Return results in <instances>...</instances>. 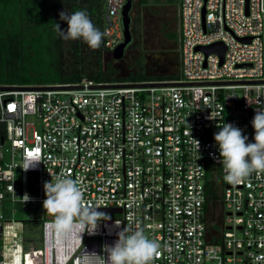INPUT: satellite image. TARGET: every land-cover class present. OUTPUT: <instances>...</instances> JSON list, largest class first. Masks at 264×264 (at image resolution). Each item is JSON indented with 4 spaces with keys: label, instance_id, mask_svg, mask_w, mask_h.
<instances>
[{
    "label": "built area",
    "instance_id": "2783aa9c",
    "mask_svg": "<svg viewBox=\"0 0 264 264\" xmlns=\"http://www.w3.org/2000/svg\"><path fill=\"white\" fill-rule=\"evenodd\" d=\"M126 1L106 0V53L124 40ZM175 1L177 78L0 92V264H100L85 250L100 254L115 241V222L160 244L152 264H264V173L226 182L214 141L226 123L254 142L251 121L264 111V0H249L248 13L246 0ZM218 43L223 61L197 51ZM29 118L40 129L31 131ZM29 158L40 163L25 172ZM58 176L78 179L85 202L121 213L81 241L43 209V184ZM13 206L35 222L43 209L42 248H24Z\"/></svg>",
    "mask_w": 264,
    "mask_h": 264
},
{
    "label": "trees",
    "instance_id": "16d2710c",
    "mask_svg": "<svg viewBox=\"0 0 264 264\" xmlns=\"http://www.w3.org/2000/svg\"><path fill=\"white\" fill-rule=\"evenodd\" d=\"M87 12L102 33L106 0H0V86L69 85L149 81L143 73L119 76L105 64V38L93 50L82 40H64L55 28L59 13ZM153 80V79H152Z\"/></svg>",
    "mask_w": 264,
    "mask_h": 264
},
{
    "label": "clouds",
    "instance_id": "9594fccd",
    "mask_svg": "<svg viewBox=\"0 0 264 264\" xmlns=\"http://www.w3.org/2000/svg\"><path fill=\"white\" fill-rule=\"evenodd\" d=\"M59 19L67 24V28L62 29L60 23H55L62 39L82 40L93 50L100 47L105 33L96 28L86 11L78 10L69 14L63 10L59 13ZM209 119H212V115ZM251 123L254 129V142L251 143L243 130L233 124L217 125L220 131L214 134V141L218 146L224 179L228 183H242L253 172L264 173V111L256 110ZM194 141L199 149V141ZM39 163L38 158L26 159L23 170H34ZM80 183L78 179L67 176H58L55 181L51 179L50 182H44L43 209L47 215L54 217V225H68L78 229L82 241L84 234L96 235L100 222H107L111 217L100 211L103 208L102 202H85ZM22 198L25 203L31 200L27 193ZM120 225L115 222V226L120 229L116 232L115 241L105 243L100 254L85 250V256L98 258L100 264H152L160 256V244L146 236L143 230L120 228ZM259 259L264 257H257Z\"/></svg>",
    "mask_w": 264,
    "mask_h": 264
},
{
    "label": "rangeland",
    "instance_id": "374dc122",
    "mask_svg": "<svg viewBox=\"0 0 264 264\" xmlns=\"http://www.w3.org/2000/svg\"><path fill=\"white\" fill-rule=\"evenodd\" d=\"M158 1V0H157ZM164 7L172 8V11L161 15V13L156 14V23L150 22L151 26H157L159 37H163L166 42L172 46L173 50H178L181 46V21L178 18L180 15V3L175 0H161ZM160 3V0H159ZM155 18V17H154ZM146 24V20H145ZM145 27V26H144ZM138 39V38H137ZM138 41V40H137ZM142 45L139 46V42L135 45L129 47L128 54L125 58L119 62H114L111 58H107L105 64L108 62L119 71V76L128 77L133 72H136L134 64L138 61V58H142ZM140 48V49H139ZM144 52V51H143ZM30 130L40 129L41 121L38 118H29ZM17 209V212L12 216L13 220L21 221L22 227L18 228L20 231V238L23 241V246L25 249L35 246L37 248H42L43 245V209L38 207L36 213L37 221H32L29 219L30 212L21 211L19 206H13L11 210Z\"/></svg>",
    "mask_w": 264,
    "mask_h": 264
},
{
    "label": "crops",
    "instance_id": "0c3cea01",
    "mask_svg": "<svg viewBox=\"0 0 264 264\" xmlns=\"http://www.w3.org/2000/svg\"><path fill=\"white\" fill-rule=\"evenodd\" d=\"M135 3H140L142 5V14L140 15L141 18V27L140 32L138 33V37H136V41H133V45L136 42H139V46L142 45V58H138V62L134 64V68L136 69V73H143L145 77L148 79H174L180 75V63L175 62L173 60V56H157L153 53L151 42L152 36L154 33L158 32L157 26H151L149 23L153 22L156 23L157 17L156 14L161 13L164 15L165 13L172 11V8H166L161 5L162 1L160 0H134ZM133 17V14H132ZM155 17V18H154ZM180 19V15L178 16ZM146 20V24H145ZM181 21V19H180ZM181 25V24H180ZM145 26V27H144ZM181 29V28H180ZM138 38V39H137ZM138 40V41H137ZM171 52H174L172 46L169 45ZM140 49V48H139ZM126 52V55L128 54ZM180 51V48H179ZM111 58L110 53H106L105 61L107 58ZM125 58V57H124ZM113 60V59H112ZM115 62V61H114ZM108 64H110L108 62ZM112 64V63H111ZM131 75V74H130Z\"/></svg>",
    "mask_w": 264,
    "mask_h": 264
},
{
    "label": "water",
    "instance_id": "95a60500",
    "mask_svg": "<svg viewBox=\"0 0 264 264\" xmlns=\"http://www.w3.org/2000/svg\"><path fill=\"white\" fill-rule=\"evenodd\" d=\"M206 1V0H205ZM246 10L248 13V4L249 0H246ZM134 6V0H127L126 4L122 10V25L124 30V40L122 43L117 45V47L110 53L112 59L115 62H119L124 59L126 56V52L129 49V47L133 44L134 41V20L132 18V11ZM203 14H205V9L203 10ZM242 41H245L242 39ZM250 42V39L247 40ZM197 51L204 52L207 56L210 54H218L220 55L222 61L224 60V56L226 53V48L222 43L214 44L209 47H199ZM169 85H175V84H169ZM131 85H97L92 88H121V87H127ZM66 89L72 88V87H65ZM77 88H83V87H77ZM42 88H30V87H7V86H0V92L6 91V90H39ZM43 89H52V88H43ZM35 191L33 190V193ZM100 211L105 212L107 214H120L121 210L118 209H100Z\"/></svg>",
    "mask_w": 264,
    "mask_h": 264
},
{
    "label": "flooded vegetation",
    "instance_id": "af4514ba",
    "mask_svg": "<svg viewBox=\"0 0 264 264\" xmlns=\"http://www.w3.org/2000/svg\"><path fill=\"white\" fill-rule=\"evenodd\" d=\"M142 5L140 3H135L133 6V20H134V41H136V37H138V33L140 32L141 27V18L140 15L142 14ZM152 51L157 56H173V60L175 62L180 63L181 65V56L180 51L174 50V52H171L169 44L166 42V40L163 37H159L158 32L154 33L152 36V42H151Z\"/></svg>",
    "mask_w": 264,
    "mask_h": 264
}]
</instances>
